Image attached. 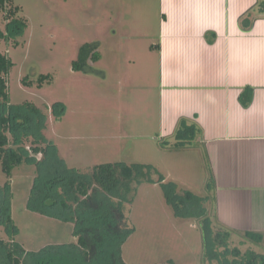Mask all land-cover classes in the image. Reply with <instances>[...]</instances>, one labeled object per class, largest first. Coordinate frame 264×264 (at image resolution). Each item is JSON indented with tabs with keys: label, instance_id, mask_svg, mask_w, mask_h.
<instances>
[{
	"label": "rangeland",
	"instance_id": "obj_1",
	"mask_svg": "<svg viewBox=\"0 0 264 264\" xmlns=\"http://www.w3.org/2000/svg\"><path fill=\"white\" fill-rule=\"evenodd\" d=\"M143 1L149 7L141 14L136 7ZM156 17L155 0L6 1L0 12V53L8 55L14 67L7 76L10 99L0 104V116L12 121L5 131V149H24L34 162L24 160L11 178L0 162V189L11 184L16 240L27 251L76 242L72 223L28 207L34 184L47 185L54 167L60 166L58 160L84 174L97 165L123 162L151 165L148 178L157 182L133 181L122 203L132 230L122 248L124 263L218 264L206 260L200 222L177 218L159 183L163 178L164 183H175L180 194L204 195L211 173L200 153L188 146L173 149L157 136L159 74L154 61L146 73L138 72L132 61L146 46L140 34L156 35ZM93 49L98 61L91 57ZM96 62L101 65L94 66ZM85 63L97 68L95 73H89ZM100 68L107 70L105 76ZM40 75H50L52 81L39 87ZM28 105L40 114H32ZM36 147L47 155L36 154ZM0 237L9 241L1 225ZM241 239L233 237L232 247L252 249L264 258V244L248 245Z\"/></svg>",
	"mask_w": 264,
	"mask_h": 264
},
{
	"label": "crops",
	"instance_id": "obj_2",
	"mask_svg": "<svg viewBox=\"0 0 264 264\" xmlns=\"http://www.w3.org/2000/svg\"><path fill=\"white\" fill-rule=\"evenodd\" d=\"M155 2L157 33L140 34L146 46L132 61L144 73L155 62L157 136L206 159L210 183L199 196L214 225L249 245L245 233L264 236V0ZM146 7L143 1L136 8L144 14ZM181 120L199 132L176 148Z\"/></svg>",
	"mask_w": 264,
	"mask_h": 264
},
{
	"label": "trees",
	"instance_id": "obj_3",
	"mask_svg": "<svg viewBox=\"0 0 264 264\" xmlns=\"http://www.w3.org/2000/svg\"><path fill=\"white\" fill-rule=\"evenodd\" d=\"M6 1L0 0V12L5 8ZM22 27L25 28L26 25L22 23ZM0 36L3 37L1 32ZM94 51H91V57L98 61L99 57H96ZM13 67L12 59L0 53V104L7 103L10 99L7 76ZM85 68L89 73H95L92 68ZM50 81V75H40L39 87ZM24 84L31 85L28 78L24 79ZM27 107L31 108L32 114H40L36 107ZM11 122L10 117L0 116V162L2 171L9 178L15 167L24 160H34L24 149H5L9 143L5 131ZM198 132L195 125L181 120L174 136L175 147L191 143ZM49 147L53 148L52 145ZM34 152L47 155L46 150L38 147L34 148ZM57 163L60 166L54 167V175L45 183L47 185L34 184L28 207L35 213L72 223L76 242L49 245L38 252L27 251L16 240L19 229L11 213L12 190L8 183L0 189V225L4 227L9 238V241H5L0 237V264H125L122 248L132 230L127 228L122 203L131 192L133 181L142 182L139 179H143L157 183L148 178L153 171L152 166L109 163L97 165L91 174H84L78 169L68 168L63 160H58ZM159 183L177 218H194L200 222L204 233L206 260L218 264H264V258L260 259V254L256 251L248 249L242 252L239 247H232L231 230L224 227L214 229V221L209 216L204 197L192 191L180 194L175 183H164L163 178ZM245 237L257 244L264 241L262 234L245 233ZM165 264L175 263L170 260Z\"/></svg>",
	"mask_w": 264,
	"mask_h": 264
}]
</instances>
